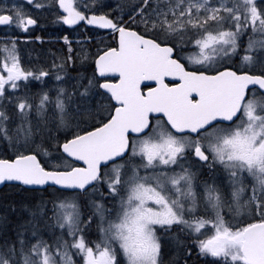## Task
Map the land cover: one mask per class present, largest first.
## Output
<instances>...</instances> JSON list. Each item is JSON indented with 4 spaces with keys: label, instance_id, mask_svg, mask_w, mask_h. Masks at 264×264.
<instances>
[{
    "label": "snow or ice",
    "instance_id": "obj_1",
    "mask_svg": "<svg viewBox=\"0 0 264 264\" xmlns=\"http://www.w3.org/2000/svg\"><path fill=\"white\" fill-rule=\"evenodd\" d=\"M26 2L68 51L31 64L29 36L0 39V184L38 194L0 218V264H264V0ZM38 24L0 0V29ZM81 30L100 39L73 76Z\"/></svg>",
    "mask_w": 264,
    "mask_h": 264
},
{
    "label": "rangeland",
    "instance_id": "obj_2",
    "mask_svg": "<svg viewBox=\"0 0 264 264\" xmlns=\"http://www.w3.org/2000/svg\"><path fill=\"white\" fill-rule=\"evenodd\" d=\"M18 2L21 3L19 0H18ZM41 2H43V0H41ZM109 2L115 3L116 0H109ZM25 7L28 10H30L32 12V14L34 15V17L38 18L39 21H41L43 19L50 21L52 23V28L56 30L54 32L49 33V35L54 34L55 36H53V37H55V38H53V39L47 38V39H42V40H37V41L52 42L51 44H63V40L59 39L60 36H58V34L61 35L63 33V31H61V25L54 22L55 18L50 12H48L47 10L37 9V8H35L34 5H30V6L25 5ZM40 24H42V23H40ZM35 29H37V25L35 26L34 29H30V30H35ZM11 32L17 33L18 31L12 30ZM50 37H52V36H50ZM70 38H72L71 39L72 44L75 45V42H77L75 40V36L72 35V37H70ZM98 39H100V38H96L93 40L95 41ZM244 39H245V41H247L248 37L245 36ZM55 42H60V43H55ZM84 44L85 43H80V44H78V46H75V48L73 49L74 50L73 51V61H75V63L69 62L68 69H67L68 72L73 76L76 75V73H83V72H87L90 74L92 71V70L87 71V68H86L87 65L86 64L83 67H81L80 66L81 62L76 58V53L79 52L80 47L81 46L87 47ZM92 49L95 50L94 47H92ZM187 50L190 51L191 49H187ZM64 51L66 54L64 53ZM67 51L68 50H66L65 48H63L60 45L59 46L58 45H52L51 50L50 49L49 50L48 49H40L36 52H25V53L20 52V55H21L22 60L26 63H31V64L45 63V64L50 65L54 60V55L55 56L67 55ZM83 68H86V69H83ZM50 71H51V69H50ZM57 83L58 82L54 79V77L50 75L49 77L44 79L43 83L38 82V81H33L32 89H33V91H36L37 89H40L41 87L48 88L51 90L50 95L55 96ZM66 83L70 86L71 81L69 80ZM9 111H11V108H9ZM49 111H50V109H49ZM32 118H33V120L41 119V117L36 116L35 111H33V113H32ZM44 119H46V117H44ZM200 179H207L209 184L212 183V179H211V177L207 176L206 171L202 172ZM225 183H227V180H225ZM21 196L27 197V195H25V194H23ZM13 201L15 203V208L12 207L11 209H6V211L8 212L7 213V221L8 222H16L17 220L22 219L26 215V212L22 208L21 204L25 203L27 201V199H19V198L15 197L13 199ZM17 207H20L19 211L16 209ZM4 222H5L4 220L0 219V223H4ZM172 254H176V249L172 246H169L168 248L165 249V260L166 259L168 260L169 258H171ZM209 258H211V257H209Z\"/></svg>",
    "mask_w": 264,
    "mask_h": 264
},
{
    "label": "trees",
    "instance_id": "obj_3",
    "mask_svg": "<svg viewBox=\"0 0 264 264\" xmlns=\"http://www.w3.org/2000/svg\"><path fill=\"white\" fill-rule=\"evenodd\" d=\"M40 23H42V24H40ZM54 31H56V30L52 28V23L50 21H48V20L39 21V25H37V29H35L33 31L30 30L29 32L25 33L33 41L19 40L18 47H19L20 52H22V53L23 52L24 53L25 52H36L40 49H48V50L50 49L51 50L52 45H58V46L61 45V44H51L52 42L36 41L37 39H35V37H37V36L41 37V39H39V40L47 39V38L53 39V38H55V37H53L55 35L54 34L49 35V33L54 32ZM81 32H82V35H84V36H93V39L100 38V33H90V32H85L83 30H81ZM8 34L23 36V35H20L19 33H12V32L9 33V32H6L5 30L0 29V36L4 37L5 35H8ZM63 34L64 33H62L61 35L58 34V36H62ZM72 35L75 36L76 41L80 40V43H85L81 39L80 33L71 34L70 37H72ZM50 36H52V37H50ZM70 39H72V38H70ZM55 43H60V42H55ZM84 45H86L87 47H94L95 48V41L89 40L87 42V44H84ZM66 46H67L66 44H62V47L65 48L66 50H68ZM75 46H78L77 42H75V45L72 44L73 49L75 48ZM86 68H87V71L92 70L90 67H86ZM86 68H83V69H86ZM11 190H12L13 195L10 194ZM23 194L27 195V197H22L21 195H23ZM33 195H38V194L33 193V192H26L23 189H20L18 187H16V189H14V188L5 189L3 192L0 193V218H4V217L7 218L8 212L6 211V209H11L12 204L15 205V203L13 201V199L15 197H17L19 199H27V201H28L31 199V197ZM16 209L19 211L20 207H17ZM176 255H177V252H176V254H172L171 257H174ZM198 256H201V255L198 253V251L196 249H193L191 255H184L182 250H181L178 258H186V257H189V258L197 257L198 258ZM179 260H180L181 264H183L182 260L181 259H179ZM204 262L205 263H196V262H192V261H187V264H208V260L204 261Z\"/></svg>",
    "mask_w": 264,
    "mask_h": 264
},
{
    "label": "flooded vegetation",
    "instance_id": "obj_4",
    "mask_svg": "<svg viewBox=\"0 0 264 264\" xmlns=\"http://www.w3.org/2000/svg\"><path fill=\"white\" fill-rule=\"evenodd\" d=\"M41 21H43V20H41ZM224 180H227V178H224ZM179 259H181L182 262H184L186 260V261H193V262H196V263H205L204 261H206V259L204 257H200V258H197V257H193V258H179Z\"/></svg>",
    "mask_w": 264,
    "mask_h": 264
},
{
    "label": "bare ground",
    "instance_id": "obj_5",
    "mask_svg": "<svg viewBox=\"0 0 264 264\" xmlns=\"http://www.w3.org/2000/svg\"><path fill=\"white\" fill-rule=\"evenodd\" d=\"M43 20H45V19H43ZM39 25V24H38ZM64 27H67V26H64ZM35 28V26H32L31 27V29H34ZM33 31V30H32ZM26 35V34H25ZM36 35V34H35ZM21 40H23V39H21ZM28 41H33L32 39H27ZM26 41V40H25ZM37 41V40H36ZM61 42V41H60ZM27 43V42H26ZM19 45V44H18ZM60 46H62V44L60 45ZM31 47V46H30ZM21 49V48H20ZM30 49V48H29ZM23 50V49H22ZM32 51V50H31ZM24 53V52H23ZM64 53H65V51H64ZM66 54V53H65ZM52 55V54H51ZM25 56V55H24Z\"/></svg>",
    "mask_w": 264,
    "mask_h": 264
},
{
    "label": "water",
    "instance_id": "obj_6",
    "mask_svg": "<svg viewBox=\"0 0 264 264\" xmlns=\"http://www.w3.org/2000/svg\"><path fill=\"white\" fill-rule=\"evenodd\" d=\"M32 27V26H31ZM4 185H9V184H0V189L4 186ZM15 185V184H12ZM26 189H28V186L25 187Z\"/></svg>",
    "mask_w": 264,
    "mask_h": 264
}]
</instances>
